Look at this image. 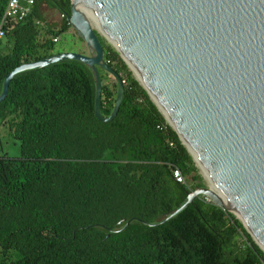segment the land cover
Listing matches in <instances>:
<instances>
[{
    "label": "trees",
    "instance_id": "1",
    "mask_svg": "<svg viewBox=\"0 0 264 264\" xmlns=\"http://www.w3.org/2000/svg\"><path fill=\"white\" fill-rule=\"evenodd\" d=\"M8 1L0 0V21ZM45 4L66 16L60 28L47 23ZM70 13L71 0H35L0 40V94L17 67L62 53L53 39L72 29ZM98 37L125 82L112 122L97 119L94 74L78 61L18 74L0 103V126L20 141L13 158L1 154L0 137V264H264L242 223L205 197L168 219L206 186L177 133ZM99 72L109 117L118 84Z\"/></svg>",
    "mask_w": 264,
    "mask_h": 264
},
{
    "label": "water",
    "instance_id": "2",
    "mask_svg": "<svg viewBox=\"0 0 264 264\" xmlns=\"http://www.w3.org/2000/svg\"><path fill=\"white\" fill-rule=\"evenodd\" d=\"M67 20L88 55L62 52L17 67L0 103L18 74L78 61L94 74L97 119L112 122L125 82L104 59L103 35L218 191L194 188L168 219L205 197L237 217L264 252V0H71ZM99 68L118 84L109 117L101 112Z\"/></svg>",
    "mask_w": 264,
    "mask_h": 264
},
{
    "label": "rangeland",
    "instance_id": "3",
    "mask_svg": "<svg viewBox=\"0 0 264 264\" xmlns=\"http://www.w3.org/2000/svg\"><path fill=\"white\" fill-rule=\"evenodd\" d=\"M43 10L45 11V19L49 22V25L55 26L56 28H60L63 23V19L61 18L60 13L56 9L48 7L46 4L44 5ZM101 36L116 51V49L111 45V43H109V41L103 35ZM56 52H76V53H81V54L83 52V54L85 55H88L89 53L85 42H82L78 38V35L73 29L67 31L61 37H59V42L56 45ZM130 71L132 72L131 69ZM132 74H133V77L136 79L135 74L133 72ZM114 82H115V79L112 77H109L106 79V83L113 84ZM0 137L2 140L1 154H6L8 157H13V158L18 157L20 155V141L15 140L11 136H9L7 129L2 126H0ZM196 167L198 168V174L203 179L205 186H209L208 182L202 175L200 168L197 165Z\"/></svg>",
    "mask_w": 264,
    "mask_h": 264
},
{
    "label": "built area",
    "instance_id": "4",
    "mask_svg": "<svg viewBox=\"0 0 264 264\" xmlns=\"http://www.w3.org/2000/svg\"><path fill=\"white\" fill-rule=\"evenodd\" d=\"M35 4V0H9L4 11L3 17L0 21V40H2L7 32L16 27V25L23 20H25L30 14L31 10ZM61 18L64 20L66 16L60 14ZM39 25L43 26L44 24L38 22ZM54 43L59 42V38L55 37L53 39ZM172 145V144H171ZM174 179L176 182L185 184V179L180 170L176 169L173 172Z\"/></svg>",
    "mask_w": 264,
    "mask_h": 264
},
{
    "label": "bare ground",
    "instance_id": "5",
    "mask_svg": "<svg viewBox=\"0 0 264 264\" xmlns=\"http://www.w3.org/2000/svg\"><path fill=\"white\" fill-rule=\"evenodd\" d=\"M122 57L126 60V58H125V56L122 54ZM133 72H134V74H135V76H136V78L140 81V83H141V85L149 92V90L146 88V86L144 85V83L142 82V80L139 78V76L137 75V73L133 70ZM150 93V92H149ZM150 95H151V93H150ZM151 97H152V99L156 102V100L153 98V96L151 95ZM157 103V102H156ZM158 104V103H157ZM160 107V106H159ZM160 109H161V107H160ZM162 110V109H161ZM163 111V110H162ZM164 113V112H163ZM165 114V113H164ZM166 116V115H165ZM166 118H167V116H166ZM167 120H168V122L172 125V123L170 122V120L167 118ZM195 157V156H194ZM195 160H196V164H197V166L200 168V170H201V172H202V175L204 176V178L206 179V181L208 182V184L216 191V192H218L217 191V189L214 187V184H213V182H212V180L210 179V177L207 175V173L205 172V170L202 168V166L200 165V163L197 161V159L195 158ZM223 199V198H222ZM223 202H224V204L225 205H227L228 206V204H227V202L223 199ZM229 207V206H228ZM254 240L260 245V243L257 241V239L255 238V236H254ZM261 246V245H260Z\"/></svg>",
    "mask_w": 264,
    "mask_h": 264
},
{
    "label": "crops",
    "instance_id": "6",
    "mask_svg": "<svg viewBox=\"0 0 264 264\" xmlns=\"http://www.w3.org/2000/svg\"><path fill=\"white\" fill-rule=\"evenodd\" d=\"M44 11V10H43ZM44 15H45V11H44ZM47 21V20H46ZM47 23L49 24V22L47 21Z\"/></svg>",
    "mask_w": 264,
    "mask_h": 264
}]
</instances>
